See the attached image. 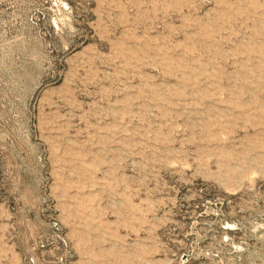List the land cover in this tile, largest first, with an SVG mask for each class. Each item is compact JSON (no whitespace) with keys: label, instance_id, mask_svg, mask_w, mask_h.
<instances>
[{"label":"rangeland","instance_id":"obj_1","mask_svg":"<svg viewBox=\"0 0 264 264\" xmlns=\"http://www.w3.org/2000/svg\"><path fill=\"white\" fill-rule=\"evenodd\" d=\"M0 264H264V0H0Z\"/></svg>","mask_w":264,"mask_h":264}]
</instances>
